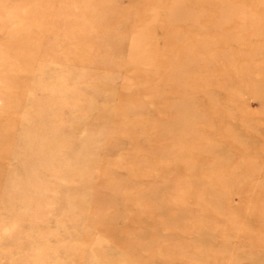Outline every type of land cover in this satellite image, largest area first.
<instances>
[{
	"label": "rangeland",
	"instance_id": "rangeland-1",
	"mask_svg": "<svg viewBox=\"0 0 264 264\" xmlns=\"http://www.w3.org/2000/svg\"><path fill=\"white\" fill-rule=\"evenodd\" d=\"M22 1L0 0V20L5 21L0 31V45L9 41L22 50L12 58L19 66L15 72L7 65L4 68L7 71L0 74V139H5L0 155V264H89L95 257L96 246L106 245L111 237L121 233L131 221L130 211L140 208L131 198L120 201L118 196L107 192L118 187L114 180L125 178V170L116 169L104 176L95 170L107 162L111 164L128 146L124 139L110 141L113 130L107 121L110 117L118 119L121 116L122 123L130 125V118L134 116L131 105L123 97L137 88L130 70L145 60L147 52L144 47L152 41L148 36H138V32L144 29L131 26L132 17H135L142 0H52L41 16L27 14L23 19L16 15ZM34 1L38 10L43 0ZM232 6L242 8L243 15L237 18L221 15L212 20V26L204 24L209 22L204 20L199 24L198 17L205 10H183L170 24L177 26L196 17L197 20H192L197 23L193 29L196 34L179 27L170 36L184 48L187 36L192 35L201 44L208 45L210 35L218 34L235 48L231 59L234 66L238 65L237 55L255 61L263 59L264 45L255 46L243 55L242 39L231 40L232 36L239 34V29L227 25L240 27L263 21L264 18L258 16H264V5L255 10ZM179 10V6L173 8L174 12ZM16 19L21 22H14ZM166 23L154 16L146 20V25L158 39L168 36L160 28ZM31 27H37L38 33L33 51L30 50L33 48L31 42L21 38L23 31ZM39 27H42L40 31ZM158 46L162 48L163 45L158 42ZM9 47L0 49V63H6L5 58L12 57ZM214 47L217 51H224L219 44ZM161 55L165 67L175 58L168 51ZM191 70L193 74H200L205 71V66L196 62ZM139 98L137 113H134L141 118L151 115L159 102L144 92ZM187 101L186 97L178 99L181 106ZM209 105L220 106L230 116L232 123L226 128V136L233 144L240 134V124L255 123L245 133L244 145L248 149L245 155L260 156V169L258 174L244 173L242 181L245 185H258L264 178V92H255L245 84H235L222 89L219 96L208 101L193 102L191 112L202 113ZM127 112L130 118L124 117ZM6 115L17 116L10 129ZM161 118L160 126L174 124L172 118L160 116L158 119ZM155 124L157 122L152 121L150 126ZM192 124L191 115H187L182 118L180 126L189 132L194 130ZM175 142L179 151L187 148L186 137L177 136ZM207 143L214 145L212 140ZM149 154L158 161L160 155L168 157L171 153L162 151L160 143L150 137L137 148L133 160L137 163ZM215 166L218 171L208 189L219 192L225 188L224 180L236 172L235 168L220 163ZM192 176L190 172L178 173L163 187L149 195L139 193L137 198L148 205L178 190L188 193L184 204L199 203L201 208L208 209V204L199 200L204 184L189 191L180 188ZM84 182L91 185L87 192L78 189ZM97 182L103 187L99 191L95 189ZM125 186H131V182ZM241 199L237 194L232 195L229 198L231 206L240 205ZM160 206L159 220H167L153 223L134 218L141 225L142 234L133 244L118 245L113 250H104V254L125 256L131 251L150 249L152 254L159 256L166 249L176 250L174 242L182 241L184 244L174 257V263H179L190 251L188 239L181 232H174L173 216L163 207V201ZM110 209H116L117 214L114 219L105 221L104 216ZM178 209L174 215L181 213ZM207 220L208 216L201 222ZM243 220L253 227H262L263 231L254 235L257 242L245 248L236 245V238L231 239L233 244L235 241V245L232 244L236 253L232 260L234 264L247 263L264 253V214L255 211L246 214ZM104 224L107 225L105 229L101 227ZM191 226L192 223L185 221L181 229L187 230ZM165 230L172 234L164 237ZM229 232L227 228L212 231L210 241H201L193 248L200 262L206 261L217 248L231 246L224 239Z\"/></svg>",
	"mask_w": 264,
	"mask_h": 264
},
{
	"label": "bare ground",
	"instance_id": "bare-ground-1",
	"mask_svg": "<svg viewBox=\"0 0 264 264\" xmlns=\"http://www.w3.org/2000/svg\"><path fill=\"white\" fill-rule=\"evenodd\" d=\"M32 1L35 2L34 0L22 1L16 15L18 17L21 16L22 19L27 14L39 17L52 2V0H43L37 10V4ZM232 5H241L248 10H255L259 6L264 5V0H142L135 17H132L134 22L131 26L134 29H144L142 30L143 32H138V36L145 35L152 40L144 47L147 52L145 60L140 64L133 65L134 67L130 70L132 77L137 83V88L129 95L123 97L131 105L133 109L132 115L134 116L130 118L128 112L124 116L130 118V125L123 124L124 120L122 121L123 117L121 116L118 119L113 117L111 119L110 117L107 121V123L111 124L113 130L109 136L110 141L114 142L115 140L124 139L128 146L125 150L118 153L115 161L111 164L107 162L99 166L95 172L104 176L106 174L109 175L111 171L113 172L116 169L125 170V178L114 180L115 184L120 188L116 187L115 190L111 189L107 192L118 196L120 201L131 198L135 205L141 209L139 208L135 212L133 210L130 211L129 217L131 221L126 224L121 233L111 237L106 245L96 246L97 249L95 253L93 252L95 257L92 258L89 264H98L100 261L103 264H135L136 262L175 264V253L184 244L182 241L174 242L173 245L176 246V250L166 249L159 256L152 254L150 249L131 251L125 256H108L104 254V250H113L118 245L133 244L142 234L141 225L135 222L134 218L141 221L150 220L153 223L167 220L166 218L159 220L160 201L165 203L163 207L167 208L169 214L173 216L174 232H181L184 238L188 239L187 244L190 247V251L177 264H223L224 262L234 264L236 253L233 251V245H235V241L233 244L231 239L236 238L238 240L236 245L245 248L249 244L257 242V237H254L256 233H262V227H253L246 224L243 220L246 214H251L255 211L259 212V214H264V178L258 182V185H245L242 181L244 173L258 174L260 169V156L251 157L245 155V152L248 151L244 145L245 133L255 123L251 121L240 124V134L235 140V144H233V141L226 136V128L232 123V120L220 106L209 105L202 113H193L191 109L192 107L194 108L193 102L199 100L208 101L212 97L219 96L222 89L235 84H245L255 92H264V58L255 61L237 55L235 57H238V62L236 63L238 65L234 66L231 63V59L235 54V48L228 45L230 44L229 40L218 34L210 35L208 45L201 44L192 35L187 36L185 37L186 47L184 48L179 45L180 42L175 41L170 36V33L178 31L179 27L183 30L188 29L190 34L194 32L193 29L197 23L192 20H197L196 17H191L192 20L190 22L181 23L177 26L170 24L171 20L179 16V13L183 10L189 9L197 12L205 10V13L198 17L200 18L198 19L199 24H203L201 21L204 20L209 21L204 24L212 26V20L221 15L226 18H237L243 15L242 8ZM177 6H179L180 10L176 11V13L173 8ZM170 8H172V11ZM149 16H154L160 22L164 20L165 23L167 22L160 28L162 33L168 34V36L165 35L162 39L154 36L149 26L146 25V20ZM258 17L264 18V16ZM13 21L16 23L21 22L20 19ZM4 22L2 20V24L0 23V31L3 29ZM227 26L239 29V34L232 36L231 40L242 39L244 42L243 55L255 46L264 45V20L240 27H236L235 24H228ZM41 28L39 27V31ZM189 32H187V35H189ZM37 34V27H31L27 31H23L21 38L26 42L30 41L33 47L37 45ZM158 42L162 43V48H158ZM8 43L11 46L8 52L12 57L5 58L6 63H0V74L6 70L4 68L7 65L14 69L13 72L19 67L12 58L17 53H21L22 50H19L18 45H13L9 41L0 45V49L8 47ZM217 44L221 45L224 51H217L214 47ZM34 48L30 50L33 51ZM163 51H168L170 55L173 54L175 57L168 67H165V61L161 59ZM0 58L2 57L0 56ZM23 58L27 60V57L23 56ZM196 62L203 63L205 66L204 72L200 74L192 73L191 69ZM142 92L159 103L155 106L151 115H145L141 118V115L135 114L137 113L135 110L138 108L139 94ZM182 97L188 98L185 106H181L178 102V99ZM173 99H176V101L171 103L170 101ZM187 115H191L193 120L191 128L193 127L194 130L189 132L181 129L180 126L182 118ZM160 116L172 118L174 124L170 127L160 126L162 121V118L158 119ZM5 118L8 119L9 129L17 120V116L6 115ZM152 121L157 122V124L150 126ZM262 129H264V120ZM196 130H203V132ZM195 133L197 135H194ZM177 136L187 138V148L183 151L177 149V143L175 142ZM150 137H154L160 143L162 151L167 150L170 152V156L160 155L157 161L149 154L143 160L135 163L133 159L137 154V148L146 143V140ZM208 140L214 141V145L210 146L207 143ZM4 145L5 139L1 138L0 155ZM216 163L228 168H235L236 172L235 175L229 176L224 180L225 188L219 192H213L208 189V187L212 186L213 177L218 171L215 166ZM1 172L0 167V176ZM182 172H190L193 176L186 180L180 188L189 191L191 188L204 184V188L199 194V200L206 202L208 209L201 208L199 203L184 204L183 200H185V196L188 193L184 194L178 190L176 193L163 196L160 200L158 199L159 201L154 200L148 205L144 203V200L137 198L139 193L149 195L153 190L163 187L166 183L173 180L174 175ZM82 175L84 176V174ZM127 182H131V186L123 187ZM95 185L96 191L103 188L99 182L95 183ZM79 187V190L87 192L90 190L91 185L84 182ZM235 194L242 197L241 204L237 207L231 206V199L229 201V198L232 195L234 197ZM178 208H180L181 213L174 215V212L179 210ZM108 211L104 216L105 221L114 219L117 214L116 209ZM207 216L209 220L201 222L202 218ZM185 221L192 223V226L187 230H182L181 224ZM106 226L104 224L101 227L105 229ZM226 228L230 232L224 239H227L231 246L217 248L212 255L207 257L206 261L200 262L199 256L193 253V248L201 241H210L212 231ZM171 234L172 232L169 230L163 231L164 237H168ZM260 240L258 241L260 242ZM244 264H264V253L257 255Z\"/></svg>",
	"mask_w": 264,
	"mask_h": 264
}]
</instances>
